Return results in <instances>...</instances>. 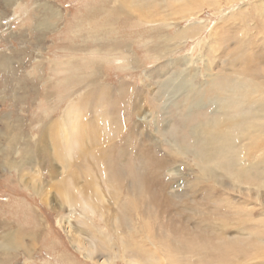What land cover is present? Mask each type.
<instances>
[{"label":"rangeland","instance_id":"374dc122","mask_svg":"<svg viewBox=\"0 0 264 264\" xmlns=\"http://www.w3.org/2000/svg\"><path fill=\"white\" fill-rule=\"evenodd\" d=\"M184 1L0 0V264L228 263L225 262V254L221 259L218 255H211V252L215 254V249L210 243H200L196 236L191 242L185 236L175 237L169 233V228L161 226L165 218L157 219L152 212L146 218L150 224L140 222L139 232L135 233L136 236L132 234L138 246L141 244L142 248L146 247L142 249L140 257L135 256L136 260L139 258L138 261L130 259L133 261L128 263L123 258L115 260L112 256L106 261L99 249L94 258H85L83 253L72 247L70 237L81 234L83 238H89L93 230L103 231L107 236L104 241L108 239L107 244H114L122 254L117 234L109 220L110 216L119 215L123 223V214L121 215L118 207L111 201L106 202L111 214L105 211V216L97 220L96 217L84 216L78 206L70 207L61 201L53 187L56 181L50 179L53 171L61 174L59 162L51 155L53 143L49 142L50 139L46 141L47 151L35 153L31 168L29 167L31 173H36L35 178L30 173L24 177V182L29 183L34 178L38 191L45 196L41 197L38 191L22 184L21 172L5 165L8 157L18 160L20 154L17 151L23 150L17 147L14 152L11 148L10 155L5 135L3 136L8 122L19 126L17 128L25 135L24 140L27 143L29 141L32 146L36 144L45 125L58 119L70 103H79L81 100L79 104L85 115L83 120L87 123L92 121L96 113L99 117L107 113L117 120V135L111 136L106 144L104 142L102 146H98V150H104L109 155L101 163H105L107 168H116L118 172L115 185L121 184L117 186L122 189L119 199L122 200V196L142 195L140 200L144 201L142 204H146L152 192L136 176L135 166L142 164L136 160L137 153L150 150L163 160L171 151L170 143L177 142L191 148L190 128L208 121L212 116L210 112L215 102L213 93L218 87L221 92L228 90L227 86H230L227 80H236L239 78L237 74L244 76L235 68L236 64L242 60L247 61V58L254 59V56L259 55L260 49H264V0H192V6L190 3H183ZM182 5L185 8L182 9ZM209 44L213 47L210 48ZM5 59H9V65L5 63ZM210 60L214 63L209 67ZM261 65L263 63L259 61L257 69L260 71L264 67ZM180 72L192 73L193 84L199 88L203 105H184L181 93L174 95L170 101H165L164 93L169 92V89L165 91L162 86L169 82L175 84L173 78L176 81ZM263 73L262 77L259 76L260 80L264 79ZM139 94L144 101L141 109L144 113L151 112L144 131L150 136L153 134L150 137L152 140L145 139L144 135L130 134L138 119L137 113L133 111V100ZM209 99L212 104H206L205 100ZM25 144L20 142L19 147ZM245 148L249 151L241 167H249L252 162L264 159V142L260 141L257 147L249 145ZM120 152L123 154L120 155ZM64 159L69 162L78 161L79 154L75 150L72 157ZM84 159L95 167L91 156L86 155ZM192 159L189 155L190 162L186 160L182 163L179 159L180 162L175 165L170 163V167L161 170V175L158 173L157 188H154L159 191L158 185H165L169 195L176 196L175 199L187 195V186L193 182L196 173ZM146 162L143 168L150 171L152 167L147 159ZM93 169L95 171L96 167ZM171 170L172 173H169ZM240 170L241 178L236 175L231 177L227 174L228 171L219 170L223 171L222 182L235 183L233 191L225 192L227 185L222 186L218 181L209 179L203 183L204 188L200 184L198 191L196 189L189 196H196L197 191L200 193L197 196L206 197L209 206L212 202L216 203L214 207L217 210L226 205L220 202L225 197L231 196L238 209H245L248 206L242 202L243 198L258 196L260 200L254 199L250 207L254 215L259 217L264 208V172L260 168L248 173H243L245 169ZM70 172L75 174L73 169ZM174 172L175 176L172 175ZM132 181L136 184L133 187H139V193L127 192ZM77 182L83 187L84 176ZM214 182H218L217 186ZM193 184L194 182L191 185ZM100 187L103 196H108L102 183ZM71 194H74V190ZM224 202L228 203L226 200ZM214 207L211 206L212 214L217 213ZM199 208L200 206L197 209ZM102 209L105 210L104 207ZM79 221L86 222L89 227L81 226ZM63 222L71 227V236L65 233ZM130 225L135 231L138 229L132 222ZM154 227L162 233L159 237L164 241L157 237L153 240L155 246H152L142 236L150 234L152 230L154 232ZM165 238L171 240L174 246L168 244ZM193 250L202 252L204 257ZM244 250L253 252L252 258L234 264H264V257L253 259L255 252L258 250L264 253V248L255 252L248 248Z\"/></svg>","mask_w":264,"mask_h":264},{"label":"bare ground","instance_id":"6f19581e","mask_svg":"<svg viewBox=\"0 0 264 264\" xmlns=\"http://www.w3.org/2000/svg\"><path fill=\"white\" fill-rule=\"evenodd\" d=\"M183 3H190L192 6L193 2L192 0H185ZM184 6L185 5H182V9ZM211 47H213V45L210 46V48ZM260 51L259 55L254 56V59L247 58V61L242 60L238 64H236L235 68H237L239 73L241 72V74H244L245 78L244 76L240 77V74H237L239 78H235L236 80H227L228 85L231 88L227 86V88L229 89L225 91L223 90L221 92V90H219L220 87H218V90L213 93L215 94L214 103L210 99L205 100L206 104L213 103L214 105V108L210 112L212 116H210V119H208V121L206 122H200L191 126L189 131L190 137L192 138L191 148L186 147L184 145L181 146V144L177 142L170 143L169 145L171 147V151L168 155L163 158V160L153 155L152 151L150 150H148L147 152L145 150H141L137 153L136 160L137 162L142 164H137L135 166L136 176L138 178V181L141 184H144L146 188L148 190L150 189L152 192V194L149 195V201L145 202L146 204H142L144 203V201H142V199L140 200V197L142 195H131L130 197L122 196L123 199H119V195L121 194L122 189H119V187L117 188V186H120L121 184L117 183V186L115 185L116 179H118L119 177L118 172L116 168H107L105 163H101L103 159L106 158V155H108V153L104 150H98V146H102L104 142L106 144L107 140L111 139V136L115 137L117 135V120L113 119V115L112 117H110L109 114L104 113L101 114L99 117V114L96 113L92 121L87 123L85 120H83L85 115L82 106L79 104L81 100L78 101L79 103H70L58 119H55L49 124L45 125V128L43 127L44 131H41L40 135L38 136L37 142H35L36 144L32 146L29 141L27 143L24 140L25 135L20 129H18L19 126H17V128L14 123L8 122L6 124V132L3 134V136L5 135L4 139H6L7 141V148L9 149V152L11 148H13L14 152H16L18 148H23V150L17 151V153L20 154L18 155V160H13L8 157V159L5 161V165L7 167L16 168L19 172H21L20 179L23 182L22 184L28 186V188H31L33 191L37 192L38 186L36 185V181L34 179L36 173L34 175V173L30 172V166L34 161L35 153L37 154V152L39 153L40 151L42 152L43 150H45L46 145L48 143H46V141L50 139L49 142L53 143L51 147V155H53L52 157H54V159L59 162L61 167V174H57L56 171H53L54 168L52 167V171L54 174L52 173V177H50V179L56 181L53 187L56 189V194L58 198H60L61 201L69 204L70 207L78 206L84 216L88 215L91 217H96L97 220H101L103 216H105V211L108 212V214H111L110 209L107 208L105 205L106 202L108 203L109 201H111L112 204H115L118 207V210L120 211L121 215L123 214V216L121 217L123 219V223H121L119 215H112L109 217V220H111L110 226H112V229L117 234L122 254H120L114 244H107L108 239L104 241L107 236L102 233L103 231H95L93 230L94 228L91 226L93 232L89 238H83V235L81 234L77 237H70L71 243L73 245L72 247H74L77 251H80V253H83L85 255V258H94V256H96L97 254L98 249L101 251V256H104L106 261L110 258V256H112L115 260L119 257L121 259L123 258L127 262L131 261L130 259L140 257V254L143 252L142 249L146 247L142 248L141 244H139L140 246H138L135 243L132 234L134 233L135 235V233L139 232L138 225L140 224V222L150 224L148 223V220L146 218L152 212L155 216H157V219L162 217L165 218L164 223L162 221L161 226H164V228H169L166 229L172 235L185 236L186 238H189L191 242L194 241V237L196 236L198 237V242L201 243V241H206L204 243L206 245H208L207 242L210 243L211 246H213L215 249V254L211 252V255L213 257L218 255L219 259H221L225 254V260H227L225 262H228L229 264H234L240 262L241 260L243 261L246 258L250 260L252 258L253 252L250 253V251H246L244 249L248 248L255 252L257 249L264 248V208L261 207V213L259 217H257L256 214L254 215V212L250 207L253 204L252 202H254V199L256 201L260 200L258 199V196H246L243 198V201L241 200L246 206H248L249 209L245 206V209H238L237 205L235 204V199L231 198V196L225 197L226 199L220 201L221 203H224L226 205H224V207L221 209L218 208V210L216 207H214L216 203L214 204L212 202V204L210 202L211 206L213 205V207L216 209L215 212H217L212 214L211 206L207 204L206 197L203 198L202 195L197 196L199 193L197 192V187L201 184V187L204 188L203 183H206L207 181H209V179H212L219 182H214L213 184L215 186H217L216 183L221 184L222 186L227 185L224 189L225 192H228L229 190L233 191L235 189V183L233 182L234 184H226L225 182H222L223 171L219 172L220 169L228 171L230 174L227 172L225 173L231 175V177L236 175L237 178H241L239 177V172H242L240 168L245 169L243 173H245L246 171V173H248L250 170L256 171V169L258 168H260L264 172V159L252 162L249 167H241V165L243 164V159L249 151L245 147L249 145H254L255 147H257L260 141L264 142V79H259V76H261L264 72V67H261V71L257 69V66H259V61H262L263 65L261 66H264V49L262 48L260 49ZM4 61L5 63H7V65H9V59H5ZM213 63L214 62L210 60V64H208L209 67L210 65L212 66ZM191 74V72H180V74H178L177 76L178 78L176 81L175 78H173V83L175 82V84H169V82L167 85L162 86L165 87V91L167 90V88L169 89V92L164 93V95L166 96L164 97L166 98V102L170 101L174 97V95H178V93H181L184 97V105L189 107H198L203 105V98L201 97L199 88L193 84V77L191 76ZM254 76L256 77L254 78ZM172 90H174L173 93L171 92ZM87 95L89 94L87 93ZM83 97L79 98L83 99ZM133 101V111L137 113L138 119L135 121L130 134L131 136L144 135L145 139L148 138L149 140H152L150 137L153 136V134H151L150 136V134H146V130L144 131V127L148 123V119L151 116V112L144 113V111L141 109L143 108L142 104L144 103V101L142 100L140 94L135 96ZM106 119H108L109 121H107ZM144 140L143 142H145ZM20 142L26 144L23 147H19ZM75 150H77L79 154V160H81L80 162H78L79 160L76 161L75 159H73L75 160L74 162H69V160L67 161L66 159H64L66 157H72V153H74ZM11 154L12 152H10V155ZM47 154L49 156V153ZM122 154L123 152H120V155ZM86 155L91 156L92 165L96 167L95 171L93 169L95 167H92L91 164H88L87 161H85L84 157ZM189 155H191L193 158L192 165L194 166L196 173L193 179L194 184L191 185L193 182H190L187 186V188H189L188 194H183L184 196L175 199L176 196L169 195L170 193L167 191V187L163 184H159L161 187H159L158 185V188H160L159 191L156 190L154 187L157 186L158 173L159 175H161V170L166 167L168 168V166H171L172 163L175 165V163H177L179 159L180 161L182 160L183 163L184 161L188 160ZM44 156L45 155H43V159ZM146 159L152 167L150 171H147V169L143 168L144 164L147 163ZM111 160L113 159L111 158ZM41 161L43 162V160ZM71 169L75 170V174H72L70 172ZM29 173L33 175L34 178H32L31 175L30 176L34 181H32L31 183L24 182V177L26 176V174ZM169 173H172V170L169 171ZM175 174L176 173L174 172V174L172 175L175 176ZM83 176L84 185H82L83 187H81L78 185L77 180H79ZM27 177H29V175H27ZM262 178H264L263 175ZM100 183L103 184L105 188L104 190L107 192L108 196H103L101 192L102 189L100 187ZM134 184L135 183H133V181L131 182V184H129L127 192H140L138 190L139 187H133ZM63 185L64 187H62ZM61 187L63 188L62 191ZM201 187L200 189H203ZM196 189V196H189V194L194 193ZM73 190L74 194L72 195L71 193H73ZM38 193H40L41 197L45 196V194L40 191H38ZM225 200L228 203H225ZM198 206H200L199 210L197 209ZM103 207L105 208L104 211L102 209ZM131 222L134 225H137L138 229H136V231L135 229H132L130 227ZM79 224L83 227H89V225L83 221H79ZM63 225L65 227V233L71 236L69 230V228L71 227H69L68 223L65 224L63 222ZM118 225L121 226L119 227ZM155 231L156 230L154 227V232L152 230L150 231V234L142 236L146 238L152 246H155L153 240H156L157 237L162 235L160 231ZM7 238H10V236H8ZM159 238L164 241L162 237ZM11 239L14 240L13 238ZM165 240L168 242V244L174 246L171 240H168L166 238ZM182 251L183 249H181V252ZM193 251L203 256L201 254V251L203 250L200 251L201 253L195 250ZM259 252L260 251L258 250L255 252L253 259H257V257H264V253ZM179 254L181 255V253Z\"/></svg>","mask_w":264,"mask_h":264}]
</instances>
